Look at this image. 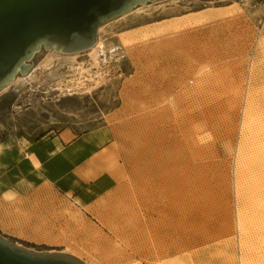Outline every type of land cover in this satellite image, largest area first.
I'll use <instances>...</instances> for the list:
<instances>
[{"label":"rangeland","instance_id":"rangeland-1","mask_svg":"<svg viewBox=\"0 0 264 264\" xmlns=\"http://www.w3.org/2000/svg\"><path fill=\"white\" fill-rule=\"evenodd\" d=\"M98 38L127 58L90 91L52 51L0 90V233L86 264H264V0H157Z\"/></svg>","mask_w":264,"mask_h":264},{"label":"water","instance_id":"water-1","mask_svg":"<svg viewBox=\"0 0 264 264\" xmlns=\"http://www.w3.org/2000/svg\"><path fill=\"white\" fill-rule=\"evenodd\" d=\"M157 0H0V90L40 51L84 53L101 25ZM0 264H86L64 252L35 253L0 233Z\"/></svg>","mask_w":264,"mask_h":264},{"label":"bare ground","instance_id":"bare-ground-1","mask_svg":"<svg viewBox=\"0 0 264 264\" xmlns=\"http://www.w3.org/2000/svg\"><path fill=\"white\" fill-rule=\"evenodd\" d=\"M124 36H126V35H124ZM121 40L124 43V45L129 46V49L131 51H133L135 49V44H134L135 42L133 41L132 36L123 37ZM99 50L103 52L102 44H101V41L99 38H97L96 43L90 49H88L86 51L85 57L82 55V53L64 54V53H58V52L51 50L52 52H55V53H58L61 55H65V56L70 57L72 59V68H71L72 71H71V73H72V77H73L72 78L73 82L72 81H67L65 83L63 82L64 86L72 87V89H76V90L85 92V91H90V89L94 88L100 82V80L104 78V76L111 70L110 69L111 65H109V64L106 65V64L101 63L102 61H100V59H99ZM48 52H50V51H48ZM80 56H83L84 58H82V60L78 61L77 59ZM44 59H47V58H44ZM46 61H48V60H46ZM43 64H44V61L41 64L36 65V66L34 64V66L30 69V71L27 73V75L22 77V79L31 77L32 74L36 70L40 69L41 66H43ZM60 82H62V81H58V83H60ZM66 252L75 257V255L70 251L68 252L67 249L64 253H66Z\"/></svg>","mask_w":264,"mask_h":264},{"label":"built area","instance_id":"built-area-1","mask_svg":"<svg viewBox=\"0 0 264 264\" xmlns=\"http://www.w3.org/2000/svg\"><path fill=\"white\" fill-rule=\"evenodd\" d=\"M126 58V51L120 43H116L108 48H104L103 52L99 50V59L102 61V64L120 63Z\"/></svg>","mask_w":264,"mask_h":264},{"label":"crops","instance_id":"crops-1","mask_svg":"<svg viewBox=\"0 0 264 264\" xmlns=\"http://www.w3.org/2000/svg\"><path fill=\"white\" fill-rule=\"evenodd\" d=\"M47 60H48V58H47ZM61 139H62L61 135H59V137L52 138L49 142H47L43 146H39L37 151L33 154L35 160L36 161L44 160L47 155H50L51 153H53L55 151V149H53V147H55L56 144H58V143L60 144ZM72 148H74V147H72Z\"/></svg>","mask_w":264,"mask_h":264}]
</instances>
